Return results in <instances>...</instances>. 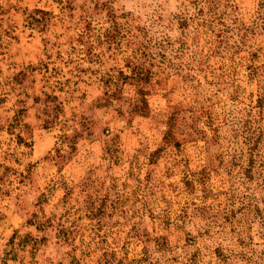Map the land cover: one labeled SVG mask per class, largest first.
Returning <instances> with one entry per match:
<instances>
[{
    "label": "rangeland",
    "instance_id": "rangeland-1",
    "mask_svg": "<svg viewBox=\"0 0 264 264\" xmlns=\"http://www.w3.org/2000/svg\"><path fill=\"white\" fill-rule=\"evenodd\" d=\"M0 264H264V0H0Z\"/></svg>",
    "mask_w": 264,
    "mask_h": 264
}]
</instances>
